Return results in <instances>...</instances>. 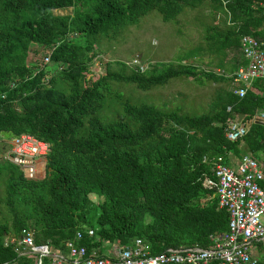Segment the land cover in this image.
Segmentation results:
<instances>
[{"label": "trees", "instance_id": "obj_1", "mask_svg": "<svg viewBox=\"0 0 264 264\" xmlns=\"http://www.w3.org/2000/svg\"><path fill=\"white\" fill-rule=\"evenodd\" d=\"M262 2L0 0V136L27 133L49 144L38 179L24 178L1 158L0 264L32 263L30 256L3 244L4 237H18L22 229L31 231L34 243L62 252L64 241L80 231L77 244L87 253L101 252L103 242L122 247L139 238L152 254L169 247H206L210 234L226 230L227 213L203 181L218 157L225 163L229 153L264 152V124L249 122L264 110V78L253 79L242 96L220 88L208 111L188 115L177 107L135 101L111 85L148 90L172 78L200 75L225 83L233 76L199 69L182 56L146 63L144 69L132 62L136 58L108 62L116 67L103 73H92L90 66L101 38L120 25L133 24L149 10L168 21L204 3L211 22L203 41L220 55L216 66L221 68L225 51L240 50V36L264 41ZM66 8L69 14L53 13ZM216 12L220 19L214 23ZM32 45L49 49L50 66L27 62ZM239 113L240 124L248 127L230 141L224 128Z\"/></svg>", "mask_w": 264, "mask_h": 264}, {"label": "built area", "instance_id": "obj_2", "mask_svg": "<svg viewBox=\"0 0 264 264\" xmlns=\"http://www.w3.org/2000/svg\"><path fill=\"white\" fill-rule=\"evenodd\" d=\"M260 5L264 7V2ZM239 45L246 63L238 66L233 74L232 93L242 96L253 79L264 78V41L242 35ZM48 61L47 53L42 57V64ZM132 62L138 64L136 59ZM249 122L264 123V110ZM246 129L232 120L227 122L224 136L230 141L237 140ZM48 150L47 142L21 133L8 139L1 158L16 166L24 178L34 180L42 177L37 165L44 163ZM203 186L214 190L217 207L224 209L228 218L226 230L210 234L206 247H169L152 254L141 239L134 238L130 245L103 255L98 249L87 253L85 246L77 244L82 234L76 231L72 239L64 241L65 252H62L52 250L47 243H34L28 229H22L18 237H4L3 244H11L17 255L30 256L31 264H255L250 245L254 242L264 245V164L249 153L241 154L235 167L218 157L212 162L211 177L204 179ZM84 232L88 236L93 234L90 228Z\"/></svg>", "mask_w": 264, "mask_h": 264}, {"label": "rangeland", "instance_id": "obj_3", "mask_svg": "<svg viewBox=\"0 0 264 264\" xmlns=\"http://www.w3.org/2000/svg\"><path fill=\"white\" fill-rule=\"evenodd\" d=\"M71 8L54 10V14H69ZM210 9L204 6L186 8L178 13L174 19L163 21L156 10H149L139 16L133 24L124 23L107 37L101 38L98 47V55L90 66L91 72L103 73L106 68H115L116 65L108 64L114 60L129 63L136 58V63L144 69L146 63L174 61L177 57H185L184 62L197 64L200 69L209 70L211 65L207 62L211 59L204 49H208L203 41V29L211 21ZM220 19V17H219ZM204 48V49H203ZM36 49V53L33 52ZM198 52V53H197ZM211 53V51L209 50ZM49 53L48 48L32 45L28 52L27 62L40 67L43 55ZM198 54L201 61H195L191 56ZM215 55V54H214ZM198 57V56H197ZM217 58V55H215ZM215 58L211 62H215ZM45 65L50 66L48 61ZM221 82H213L198 75L195 78H172L161 86L148 90H139L133 84H125L119 87L112 84L111 88L122 93H127L135 101L152 104L158 108H179L188 115H199L208 111L209 104L216 92L224 87ZM129 88H132L131 91ZM130 98V99H131ZM0 143L7 145L8 139L0 136ZM3 141V142H2ZM2 147H0V156ZM262 153L254 154L256 159H262ZM0 157V162H1ZM38 174L42 176L43 164L37 165ZM4 174L0 175V199L4 195ZM95 200L94 196H91ZM4 214L3 204L0 203V218ZM102 243L101 249L106 252L110 246ZM111 245V244H110ZM115 248V246H113Z\"/></svg>", "mask_w": 264, "mask_h": 264}, {"label": "crops", "instance_id": "obj_4", "mask_svg": "<svg viewBox=\"0 0 264 264\" xmlns=\"http://www.w3.org/2000/svg\"><path fill=\"white\" fill-rule=\"evenodd\" d=\"M215 16H216V19L213 22L214 23H217L218 20H219V17H220V13L219 12H216L215 13ZM202 37H203V34H202ZM204 51H205L206 54H208L207 56H209V58H211L207 62V66L208 65H211V69L209 68V70H205V71H212L215 74L221 75L224 78H229V77L231 78V76H233V74H234L235 70L237 69V67L238 66H241V65H244V64H241V62L243 60H245V58L243 57V55L241 53V50H239V49L237 51H234V50H227V51H225V56L223 57V65L221 66V68H217V66H216L217 59L220 57V55L217 56V58H216L215 55L213 53H210L208 49L205 48ZM197 53L194 54V56L193 55H191V56L195 59V61L198 62V61H201V59L199 58V55ZM213 57L216 59L215 62H211V60H213ZM245 63H246V61H245ZM193 65H195L196 67H198L197 64H193ZM221 83L225 85V86L223 85L224 87H222V88H225V89H232L233 88L232 80H228V82H225V83L224 82H221ZM250 84H251V82L248 84L247 87H249ZM234 120H236V119H234ZM240 123H241V120H240ZM262 124H264V123H262ZM243 125L246 128L248 127V124L247 123H244ZM6 148H7V146H6ZM4 150L1 149L2 152ZM245 153L251 154L248 150L245 151V152H243V153H240L238 156H235V155H232L231 153H229L228 160L225 163L227 165L231 166V167H235V165H236V163H237L240 155L241 154H245ZM261 155L264 156V152ZM257 160L259 162H261V163L264 164V157L262 159H257ZM208 177H210V176H208ZM103 243H105V242H103ZM106 244H109L108 246H110V248H108V250L106 252L101 251V253L104 254V255H110L111 250L114 249L113 246H115V248L119 247L115 243H108V242H106ZM51 249L54 250V251H59L58 249H53V248H51ZM249 251H250L251 256L254 257V258H256V263L255 264H264V245H262L261 243H258V242H254V243H252L250 245V250Z\"/></svg>", "mask_w": 264, "mask_h": 264}, {"label": "water", "instance_id": "obj_5", "mask_svg": "<svg viewBox=\"0 0 264 264\" xmlns=\"http://www.w3.org/2000/svg\"><path fill=\"white\" fill-rule=\"evenodd\" d=\"M241 117H242V114L241 113L237 114L236 122H240ZM260 123H262V122H260Z\"/></svg>", "mask_w": 264, "mask_h": 264}]
</instances>
